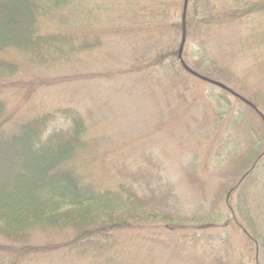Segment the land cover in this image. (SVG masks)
Segmentation results:
<instances>
[{
    "label": "trees",
    "instance_id": "trees-1",
    "mask_svg": "<svg viewBox=\"0 0 264 264\" xmlns=\"http://www.w3.org/2000/svg\"><path fill=\"white\" fill-rule=\"evenodd\" d=\"M180 1L178 22L173 8ZM204 1L0 0V264H143V248L152 264L153 251L168 245L151 238L165 234L157 228L176 231L171 223L180 222L176 190L161 162L147 154L130 162L125 143L106 145L96 109L34 108L28 103L34 83L25 75L80 63L119 34L148 39L149 16L153 27L170 33L168 42L153 46L157 51L135 71L146 76L149 68H164L178 84L193 77L220 87L223 93L212 98L224 107L218 121L233 108L230 94L263 120L256 103L189 66L183 52L179 58L176 36L211 24ZM259 134L252 133L254 146ZM263 154L254 156L253 168Z\"/></svg>",
    "mask_w": 264,
    "mask_h": 264
},
{
    "label": "rangeland",
    "instance_id": "rangeland-1",
    "mask_svg": "<svg viewBox=\"0 0 264 264\" xmlns=\"http://www.w3.org/2000/svg\"><path fill=\"white\" fill-rule=\"evenodd\" d=\"M204 2L211 24L186 36V62L264 114V1ZM111 3L116 7L117 1ZM182 14L180 1L173 19L180 22ZM151 23L148 16V39L119 34L80 63L50 72L29 69L25 76L34 85L28 103L45 110L96 109L106 145L125 143L130 162L146 154L161 162L176 190L180 222L171 223L176 231L154 230L165 234L151 238L163 237L168 245L153 251L152 264H264L263 120L230 94L235 115L227 112L218 121L224 107L212 98L223 93L220 87L193 77L178 84L164 68H149L148 76L135 71L156 44L168 42L170 33ZM182 38L181 32L177 43ZM253 131L261 136L257 146ZM233 168L238 174H231ZM143 249L139 257L148 264Z\"/></svg>",
    "mask_w": 264,
    "mask_h": 264
},
{
    "label": "water",
    "instance_id": "water-1",
    "mask_svg": "<svg viewBox=\"0 0 264 264\" xmlns=\"http://www.w3.org/2000/svg\"><path fill=\"white\" fill-rule=\"evenodd\" d=\"M187 2V1H186ZM186 41V34H185V30L183 31V38H182V43H181V47H180V53H179V58L182 59V52H183V48H184V44ZM221 85V84H219ZM223 88H226L224 85H221ZM264 119V116H263Z\"/></svg>",
    "mask_w": 264,
    "mask_h": 264
}]
</instances>
